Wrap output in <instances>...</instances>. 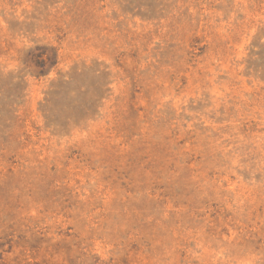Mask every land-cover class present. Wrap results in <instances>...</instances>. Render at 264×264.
I'll return each instance as SVG.
<instances>
[{
    "label": "rangeland",
    "instance_id": "374dc122",
    "mask_svg": "<svg viewBox=\"0 0 264 264\" xmlns=\"http://www.w3.org/2000/svg\"><path fill=\"white\" fill-rule=\"evenodd\" d=\"M0 264H264V0H0Z\"/></svg>",
    "mask_w": 264,
    "mask_h": 264
}]
</instances>
